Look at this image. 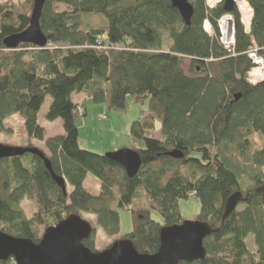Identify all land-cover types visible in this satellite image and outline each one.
Instances as JSON below:
<instances>
[{
    "label": "trees",
    "instance_id": "trees-1",
    "mask_svg": "<svg viewBox=\"0 0 264 264\" xmlns=\"http://www.w3.org/2000/svg\"><path fill=\"white\" fill-rule=\"evenodd\" d=\"M192 1L187 26L170 0H46L40 20L46 48L7 50L4 40L29 27L34 0L21 6L0 0V132L19 115L28 140L44 142L38 119L50 97L46 120H61L64 135L39 150L70 187L64 195L32 154L0 160L1 232L38 243L41 228L93 214L108 236H119L126 211L133 231L120 240L154 255L162 228L186 221L180 202L195 197L201 203L195 220L218 232L204 241V261L179 264H264V205L254 194L264 186V85L249 82L255 65L248 56L256 46L264 60V0H247L254 11L250 33L237 10L231 13L236 46L230 52L203 28L206 18L217 27L223 5L211 11L204 0ZM80 95L116 109L129 99L148 106L130 127L131 150L142 159L134 178L106 155L81 148L74 101ZM174 151L183 159L168 155ZM89 174L101 184L98 196L84 187ZM238 192L245 200L224 221L227 201ZM23 201L35 206L31 218ZM250 236L255 252L247 245ZM84 245L95 252V233Z\"/></svg>",
    "mask_w": 264,
    "mask_h": 264
},
{
    "label": "water",
    "instance_id": "water-1",
    "mask_svg": "<svg viewBox=\"0 0 264 264\" xmlns=\"http://www.w3.org/2000/svg\"><path fill=\"white\" fill-rule=\"evenodd\" d=\"M182 20L190 26L194 8L189 0H170ZM46 0H34L29 27L11 35L3 42L5 49L16 50L21 46L32 45L46 48L48 39L44 35L40 20ZM226 13L235 11V4L227 0L223 6ZM264 85V82H263ZM241 95L235 96V102ZM32 154L40 158L50 173L53 181L67 195L68 185L64 178L58 176L51 161L36 148H18L0 144V160ZM174 159H183V155L174 151L168 154ZM115 163L124 168L127 176L134 178L141 169L142 159L133 150H122L106 154ZM256 197L264 205V186L254 190ZM242 193L232 195L226 204L223 220H227L238 205L244 201ZM208 223L198 220L184 221L180 225L164 227L160 232V247L156 254L139 253L130 240L116 241L103 252H93L84 245L93 234L92 226L78 215H72L57 226L48 228L42 239L34 243L29 239L15 238L0 231V261L13 259L16 264H179L204 261L207 255L204 241L217 233Z\"/></svg>",
    "mask_w": 264,
    "mask_h": 264
},
{
    "label": "rangeland",
    "instance_id": "rangeland-1",
    "mask_svg": "<svg viewBox=\"0 0 264 264\" xmlns=\"http://www.w3.org/2000/svg\"><path fill=\"white\" fill-rule=\"evenodd\" d=\"M17 6H21L27 0H12ZM193 1L190 0V3ZM191 63L185 60L184 69L187 74H190ZM264 70V69H263ZM74 101L78 104V109H82L83 118L76 119V124L80 132V146L82 149L106 155L122 150H130L132 147V139L130 136V127L134 121L142 119V111H147L148 106H135L131 104L130 99L127 102L125 109H116L110 104L95 105L86 96H75ZM52 99L47 97L39 113V124L45 128L46 136L45 141L55 136L64 133L63 124L61 120L58 122H49L46 120V114L51 106ZM86 103L87 116L84 104ZM82 107V108H81ZM105 115V120H100L99 117ZM86 116V117H85ZM99 119V120H98ZM85 120V123H84ZM5 131L0 132V144L10 147L26 148L33 146L38 149H46L45 141L39 142L28 140L27 132L24 126V120L19 115L7 120L4 124ZM161 123H157L156 138L160 137ZM262 145V142H259ZM109 146H116L114 151L104 150ZM125 146V147H124ZM261 147V146H259ZM104 148V149H103ZM125 148V149H120ZM120 149V150H119ZM118 150V151H117ZM250 185L247 184V188ZM84 187L91 194L98 196L101 192L100 182L91 174L86 177ZM70 189V187H69ZM21 207L28 218H31L35 213V206L28 202L23 201ZM182 217L187 221H194L200 214L201 203L195 198L191 197L187 201H181L179 204ZM82 217L92 226L93 234L95 233V252H103L109 249L116 241H122L121 236L130 234L133 231L132 215L128 212L121 213V234L119 236H108L102 227L98 224L97 217L93 214H83ZM152 219L157 222H162V218L157 213H152ZM45 233V229L41 228L40 240ZM92 234V235H93ZM248 248L256 251V244L254 238L250 236L247 239Z\"/></svg>",
    "mask_w": 264,
    "mask_h": 264
},
{
    "label": "built area",
    "instance_id": "built-area-1",
    "mask_svg": "<svg viewBox=\"0 0 264 264\" xmlns=\"http://www.w3.org/2000/svg\"><path fill=\"white\" fill-rule=\"evenodd\" d=\"M227 0H204L207 9L215 10L220 5L225 4ZM235 4V9L240 15V22L244 26L246 33H250L253 18H254V11L253 8L250 6L247 0H232ZM203 28L205 32L211 37L215 38L219 41L221 46L226 51H233L236 46V20L231 13L224 14L218 21L217 27H214L212 22L209 18H206L203 22ZM258 48L254 46L249 53V58L253 61L255 68L252 72L257 69L261 68L264 69V60L258 56ZM252 72L249 73V82L253 85L258 83L264 82V70L263 73H259L257 76L252 75ZM76 118L79 117L83 118V111L82 109L76 110L75 113ZM100 120H105L106 116L102 115L99 117Z\"/></svg>",
    "mask_w": 264,
    "mask_h": 264
},
{
    "label": "crops",
    "instance_id": "crops-1",
    "mask_svg": "<svg viewBox=\"0 0 264 264\" xmlns=\"http://www.w3.org/2000/svg\"><path fill=\"white\" fill-rule=\"evenodd\" d=\"M84 106H85L86 116H87L88 112H87V109H86V103L84 104ZM86 116H85V117H86ZM98 120H99V119H98ZM56 122H58V121H56ZM84 123H85V121H84ZM61 135L63 136L64 133H62ZM115 147H116V146H109L108 149H104V148H103V149H104V150H109V149H110V151H111V150L114 151L113 149H115ZM124 147H125V146H124ZM120 149H125V148H120ZM120 149H119V150H120ZM117 151H118V150H117Z\"/></svg>",
    "mask_w": 264,
    "mask_h": 264
},
{
    "label": "bare ground",
    "instance_id": "bare-ground-1",
    "mask_svg": "<svg viewBox=\"0 0 264 264\" xmlns=\"http://www.w3.org/2000/svg\"><path fill=\"white\" fill-rule=\"evenodd\" d=\"M212 11V10H211ZM259 73H263V69L257 68L252 72V75L257 76ZM82 108V107H81ZM85 115V114H84ZM69 189V188H68Z\"/></svg>",
    "mask_w": 264,
    "mask_h": 264
},
{
    "label": "flooded vegetation",
    "instance_id": "flooded-vegetation-1",
    "mask_svg": "<svg viewBox=\"0 0 264 264\" xmlns=\"http://www.w3.org/2000/svg\"><path fill=\"white\" fill-rule=\"evenodd\" d=\"M190 1V0H189ZM192 1V0H191Z\"/></svg>",
    "mask_w": 264,
    "mask_h": 264
}]
</instances>
